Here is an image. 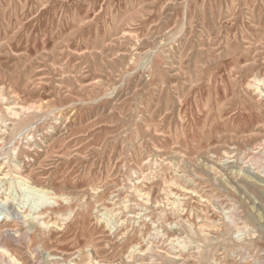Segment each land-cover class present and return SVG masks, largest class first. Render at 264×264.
Segmentation results:
<instances>
[{
  "label": "rangeland",
  "instance_id": "rangeland-1",
  "mask_svg": "<svg viewBox=\"0 0 264 264\" xmlns=\"http://www.w3.org/2000/svg\"><path fill=\"white\" fill-rule=\"evenodd\" d=\"M0 116L13 264H264V0H0Z\"/></svg>",
  "mask_w": 264,
  "mask_h": 264
},
{
  "label": "bare ground",
  "instance_id": "bare-ground-1",
  "mask_svg": "<svg viewBox=\"0 0 264 264\" xmlns=\"http://www.w3.org/2000/svg\"><path fill=\"white\" fill-rule=\"evenodd\" d=\"M191 24V23H190ZM260 83V82H259ZM258 88V87H257ZM262 92V91H261ZM257 94V93H256ZM3 100H5V98H3ZM3 102V101H2ZM8 107V106H7ZM12 107H14V106H12ZM17 106H15V108H16ZM21 108V107H20ZM10 111H11V113L12 114H14V115H18V110L17 109H9ZM1 117V116H0ZM21 133V132H20ZM21 173V172H20ZM17 177V176H16ZM17 178H21V180L22 181H25V182H27V183H30V181H29V179L27 178V177H25V176H18ZM31 184V183H30ZM34 188L36 187V192H39V194H41L40 196H41V198H40V201H39V206H37L36 207V209L38 208V207H40L41 206V204H44V202H47V200H50L51 198H55V194L54 195H51V196H48V194L50 195V191H45L44 189H41V188H37V186H33ZM124 189V188H123ZM28 192V191H27ZM140 194V193H139ZM33 195V194H32ZM37 196H39V195H37ZM35 197V196H34ZM59 197V196H58ZM8 198V197H7ZM65 198V197H64ZM8 200V199H7ZM49 203H51V202H49ZM5 204H6V202H5ZM109 210V209H108ZM2 211V210H1ZM163 215V214H162ZM32 218H35L34 220H36V219H41V215L40 214H38V215H35L34 217L33 216H31ZM5 217L4 218H2V220L1 221H5ZM107 219V218H106ZM148 220V219H147ZM33 221V220H32ZM37 221V220H36ZM40 221V220H39ZM177 222V221H176ZM180 222V221H179ZM5 223H7V221L5 222ZM4 223V224H5ZM137 223V222H136ZM39 224H44V222H42V221H40L39 222ZM177 224L178 223H176V226H177ZM34 225V224H33ZM38 225V224H37ZM6 226V225H5ZM44 226V225H43ZM176 226H174V227H176ZM1 224H0V229H1ZM30 227V226H29ZM34 227V226H33ZM171 227V226H170ZM177 228V227H176ZM170 230V229H169ZM174 230V229H173ZM1 232H0V238L2 239V237H3V233H4V231H2V230H0ZM5 231H7V232H9L10 231V229H8V228H6V230ZM27 232V231H26ZM10 233V232H9ZM8 233V234H9ZM18 233H19V231H18ZM154 233V232H153ZM11 234V233H10ZM9 234V235H10ZM5 235H6V233H5ZM8 235V236H9ZM198 235V234H197ZM163 236L164 235H159L158 233H157V235L155 236L156 238H158V239H163ZM7 237V236H6ZM170 237V236H169ZM180 237V236H179ZM179 237H177V238H175V239H171L170 240V242L171 243H174V240H176V244H179L181 247H182V249H188L187 248V243L184 241V240H181ZM8 238H11V239H13V240H16V241H19L20 240V236L19 235H17V236H13V235H11L10 237H8ZM3 241V240H2ZM163 241V240H162ZM1 242V241H0ZM189 243V242H188ZM170 244V243H169ZM0 245H1V247H0V252L2 253H5L7 256L6 257H9V260H8V262L10 263V264H13V263H18V259L13 255V253H11V250H10V248H9V246L6 244V242L4 243V242H1L0 243ZM87 245V244H86ZM93 245V243L91 244V245H89V246H91V249L93 250V249H95L94 247V245ZM97 245V244H96ZM189 246V245H188ZM195 246V245H194ZM86 247V246H85ZM175 247V246H174ZM196 248V247H195ZM181 249V248H180ZM87 250V249H86ZM91 250V251H92ZM34 251V250H33ZM95 251H97V249L95 250ZM135 251V250H134ZM188 251V250H187ZM146 252V251H145ZM173 252V251H172ZM83 253V252H82ZM90 253V252H89ZM96 253V252H95ZM136 253V252H135ZM194 253H196V252H194ZM45 254V257L47 258V262L48 261H50V260H53L54 261V259L56 260V259H59V257H56V256H52V254L50 253V252H47V253H44ZM90 255V254H89ZM137 255V254H136ZM140 255H142V254H140ZM77 256V255H76ZM79 256V255H78ZM92 256V255H91ZM90 256V257H91ZM142 256H144V255H142ZM150 256V255H149ZM134 257V256H133ZM133 257H132V259H133ZM141 257V256H140ZM61 258V257H60ZM75 258V257H74ZM139 259V258H138ZM38 260V259H37ZM42 260V259H41ZM70 260V259H69ZM73 260V259H72ZM148 260V259H147ZM96 261V259L94 260L92 257H91V259L89 260V262L90 263H92L93 264V262H95ZM106 261H108V260H106ZM45 262H46V260H45ZM44 262V263H45ZM59 262V261H58ZM69 262V261H68ZM97 262V261H96ZM138 262V261H137ZM41 263V262H40ZM60 263V262H59ZM64 263H66V262H64ZM98 264H100V263H104V261H98L97 262ZM142 263V262H141ZM43 264V263H42ZM51 264V263H50ZM56 264V263H55ZM67 264V263H66ZM105 264V263H104ZM108 264V263H107ZM143 264V263H142Z\"/></svg>",
  "mask_w": 264,
  "mask_h": 264
}]
</instances>
